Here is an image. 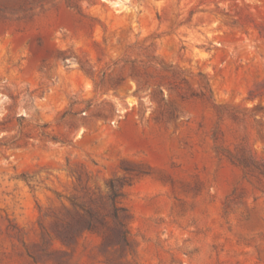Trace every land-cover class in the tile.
Here are the masks:
<instances>
[{"label": "rangeland", "instance_id": "obj_1", "mask_svg": "<svg viewBox=\"0 0 264 264\" xmlns=\"http://www.w3.org/2000/svg\"><path fill=\"white\" fill-rule=\"evenodd\" d=\"M0 264H264V0H0Z\"/></svg>", "mask_w": 264, "mask_h": 264}]
</instances>
